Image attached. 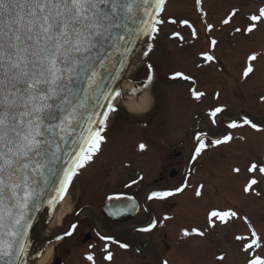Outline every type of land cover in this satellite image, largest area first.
<instances>
[{
  "label": "rangeland",
  "instance_id": "rangeland-1",
  "mask_svg": "<svg viewBox=\"0 0 264 264\" xmlns=\"http://www.w3.org/2000/svg\"><path fill=\"white\" fill-rule=\"evenodd\" d=\"M262 7L264 0H201L199 6L196 0H166L159 15V21L163 23L156 24L158 31L153 35V49L147 57L141 59L140 47H147L145 40L141 41L128 80L121 86L116 101L119 110L112 115L107 125L110 140L105 147L100 145L103 148L101 154L88 167L98 164L100 168H109L106 181L110 184L112 180L119 182L120 175L112 173L114 168H122L121 155L127 153L130 144L132 146L142 134L151 133L148 130L154 131L152 123L155 122L156 126L157 122H161L160 117H165V123L176 117L181 124L178 131L188 137L192 134L189 129L202 121L206 125L201 126V129H208L212 137L230 135L234 139L226 147L219 148L213 143L217 160L214 167L189 168V175L188 168L180 169L177 180L184 177L181 179L182 191L177 193V264H247L254 255L264 257V173H261L259 187L256 188L259 194L252 195L255 193L254 185L250 187L252 191H249L252 194L245 192L244 188L254 178L253 172H249V168H238V173L230 172V168L226 171L227 160H222L225 152H228L229 161H245V165L251 161V164L264 166V22L249 20L250 16L259 15ZM234 9L236 12L231 21L228 24L222 23ZM183 20H188L191 27L180 23ZM250 23H256V27L251 32L244 31ZM208 24L213 26L212 29L207 28ZM193 28L196 30L195 36L192 34ZM238 28L241 31H236ZM173 33H179V36ZM212 40L217 43H211L212 49L209 50L208 43ZM202 52H208L214 59L206 60ZM253 53L257 54V58L249 61L248 57ZM249 64L254 70L245 77L243 73ZM177 72L193 79L175 77ZM149 75L151 80L148 79ZM146 81L150 85L144 89ZM128 85L132 86L129 90ZM193 90L204 95L196 99ZM131 91L135 96L146 93L145 111L129 112L126 109L124 103L133 97L128 94ZM217 107L223 111L217 117H211L213 120L210 122L214 126L210 127L205 118H210V110ZM151 108L153 111L148 115L147 111ZM148 116L154 117V122ZM129 118H136V121L132 124ZM245 119L257 127L244 123ZM142 121L149 122L147 130L143 129ZM232 121H236V127L229 126ZM167 128L169 133L177 131V127ZM121 139L123 142L118 145ZM143 157L133 158L132 166L137 172L149 170L141 162ZM131 177L135 178L136 174L133 172ZM230 178L233 180L229 187ZM75 183L72 187L76 189L80 178ZM198 189L202 193L199 197L195 195ZM72 203V200L68 201L63 212ZM217 208L220 211H235L238 217L227 223L214 218L212 225L208 214ZM240 212L248 216L252 226L256 225L257 235L261 238L260 248L244 250V243L252 239V231L248 232L245 228ZM193 228L199 229L204 235H184V229L190 232ZM237 236L247 239L238 241ZM67 245L71 246L65 240L57 248L65 252ZM221 256L223 259H220ZM51 260L49 255L41 264H50ZM79 260L80 254L74 261ZM71 263L70 258L64 259V264Z\"/></svg>",
  "mask_w": 264,
  "mask_h": 264
},
{
  "label": "snow or ice",
  "instance_id": "snow-or-ice-1",
  "mask_svg": "<svg viewBox=\"0 0 264 264\" xmlns=\"http://www.w3.org/2000/svg\"><path fill=\"white\" fill-rule=\"evenodd\" d=\"M143 2L148 3V0ZM152 2L158 11L163 10L165 0ZM133 3L135 0H0V230L4 228V218L7 216V235L10 237L5 241L0 231V256H15L17 259L23 256L24 246L20 245L17 237L22 236L25 210L29 202L39 195L38 178H43L46 182L45 173L51 171L52 161L58 159L56 152L59 151V144L53 138L66 142L65 136L75 131V125L79 123L78 109L84 107L89 92H94V86L98 85V67H104L111 55L105 45L111 39L112 29L120 26L113 23V18L121 12L134 14L131 7ZM200 3L201 0H196L197 6ZM235 12L234 9L222 23L228 24ZM146 14H149L147 10ZM249 20L264 22V7L260 8L259 15H252ZM180 23L191 27L188 20ZM212 27L211 24L207 25L209 30ZM255 27L256 23H250L244 31L251 32ZM153 31L158 29L153 28ZM192 34L196 35L194 28ZM173 35L179 36V33ZM116 39L122 40L124 36L118 35ZM211 43L215 45L217 42L212 40ZM112 47L117 46L113 43ZM148 47L150 50L152 45ZM201 55L208 61L214 59L208 52H202ZM256 58V53L248 57L249 61ZM148 67L151 70V65ZM253 70L249 64L244 76L247 77ZM174 76L185 80L193 79L181 72ZM148 79H152L151 75ZM76 93L80 95L77 96ZM115 94L120 95L119 92ZM101 95L109 99L108 95ZM193 95L199 99L204 93L193 90ZM107 108L110 111L116 110L111 104ZM222 111V108L217 107L211 109L209 115L216 117ZM108 114V111L91 113L88 123L96 127H89L87 135L81 134L86 144L95 145L93 151H98L99 143L105 139L100 133L107 127ZM93 116L99 119H93ZM244 123L257 127L247 119ZM229 126L236 127V121H232ZM203 135L197 133L196 136L197 154L208 147L203 144ZM230 139L231 136L228 135L213 143L219 145ZM140 148H145V145L141 144ZM84 159L90 160L91 155H86ZM83 166V163L77 165L78 168ZM257 170L264 173V166L253 163L248 169L249 172ZM234 171L239 172V169ZM69 173L75 174L71 167L65 174L70 183ZM256 183L257 180L253 178L244 191H249ZM62 187L66 188V184L62 183ZM180 191L182 188L179 187L172 191H153L149 198L165 199ZM201 194L199 189L195 193L198 197ZM208 215L209 223L214 225V218L227 223L237 213L230 209H214ZM155 224L153 221L148 228L142 230L148 231ZM251 227L249 224V228ZM193 233L204 235L197 228L190 232L184 229L185 236ZM251 237L243 245L245 251L261 247V238L254 229ZM236 239L245 241L247 238L237 236ZM120 246L128 247L126 244ZM111 258L112 253L109 252L105 259ZM87 259L95 264L91 254L87 255ZM247 264H264V257L254 255Z\"/></svg>",
  "mask_w": 264,
  "mask_h": 264
},
{
  "label": "flooded vegetation",
  "instance_id": "flooded-vegetation-1",
  "mask_svg": "<svg viewBox=\"0 0 264 264\" xmlns=\"http://www.w3.org/2000/svg\"><path fill=\"white\" fill-rule=\"evenodd\" d=\"M122 98L124 97L122 96ZM114 108L116 110L113 111V114L119 110L117 104ZM152 111L153 108L148 110L147 114L149 115ZM149 118L154 122V117ZM163 119L165 117H160L161 122H157L156 126L155 122L152 123L154 131L148 130L151 133L142 134V137L135 140L132 146L130 144V150L121 155L123 157L120 159L123 161L122 168L120 170L114 168L112 173V175H120L119 182L112 180V184H110L106 181L110 172L109 168H100L98 164L92 168H85L89 164H93L101 154L103 148L101 149L100 145L104 146L110 140L107 136L109 124L105 129L104 141L99 143V150L93 151L95 145H90L86 155L89 153L91 159L83 160L84 166L79 168L74 176L77 178L72 179L59 203L62 205L65 200V206L68 201L72 200V206L65 211L66 214L62 217L60 224L47 231L46 238L50 241L45 242L41 254L47 247L52 246L50 264H64V259L67 258H70L71 264H93V261L87 259L89 254L93 256L95 264H165V262L166 264H177L178 192H174L172 196L165 199L149 198V196L153 191H172L178 187L181 188V179L184 176L177 180L181 168H188L187 175H189V168H211L212 165L214 167V164L217 163L213 146L215 137L211 136L208 129H201V126L206 125L201 123L202 121L195 123L189 129L192 134L188 137L178 131L181 124L176 117L170 118L167 123ZM128 120H132L133 124L136 118ZM211 120H213L211 117L205 118L206 123L213 127ZM140 123L143 129L149 128V122L142 121ZM169 126L177 127V131L169 133L167 128ZM197 133L204 134L201 139L204 145H208L199 154L196 153ZM233 141L234 139H231L218 146L219 148L226 147ZM122 142L123 139L118 142V145ZM141 144H144L145 148L141 149ZM142 155L144 157L141 162L149 169L147 172H137L132 166L133 158L137 156L140 158ZM228 157L229 153L225 152L222 160H227L225 162L226 171L227 168H230V172H232L234 169L249 168L252 165L251 161L245 165V161L244 163L229 161ZM234 162L236 164H232ZM133 172L136 174L135 178L131 177ZM234 173L238 172L234 171ZM253 174L254 179L257 180L253 187L255 193H248L256 195L259 194L256 192V188L259 187L260 174L258 170ZM150 177H152L151 180H149ZM78 178H80V184L75 189L72 186L76 184L75 181ZM232 180L230 178L229 187L232 185ZM132 181H136V183H132ZM111 196L122 197L121 205L116 204L115 208L112 207L120 219H112L104 213L105 202ZM135 205L137 211L133 215ZM235 206L237 208L236 202ZM239 214L247 231L254 229L257 233L256 225L249 228L251 223L248 216L241 212ZM153 221L156 222L155 227L148 231L142 230L148 228ZM69 232L71 235H66ZM65 240L71 246L67 245L65 252L59 251L57 246ZM51 241L53 242L49 245ZM121 244H126L128 247L123 248L120 246ZM109 252L112 253L110 260L105 259ZM78 254H80V260L75 262Z\"/></svg>",
  "mask_w": 264,
  "mask_h": 264
},
{
  "label": "water",
  "instance_id": "water-1",
  "mask_svg": "<svg viewBox=\"0 0 264 264\" xmlns=\"http://www.w3.org/2000/svg\"><path fill=\"white\" fill-rule=\"evenodd\" d=\"M134 14L129 15L121 12L117 17L113 18V23L120 25L112 29V36L105 47L111 52V55L104 63V67H98L99 75L97 77L98 85L94 86V92H89L88 99L84 102V107L79 108L77 119L78 124L75 125V131H71L65 136V141L53 138L55 143L59 144V151L56 152L58 159L52 161L50 172H46L47 181L43 178L40 180L38 188L39 195L29 202L28 208L25 210V221L22 229V236L17 237L20 245L24 246V254L17 259L15 256H0V264H30L40 253V246L50 239L45 238V232L56 205L66 188L62 187V183L68 186L69 182L65 178L69 167L73 172L76 169L81 155L83 154L86 143L82 138V133L87 135V129L96 125H89L88 118L93 112L103 113L107 111V106L111 103L113 96L117 92L121 81L126 75L133 61V57L142 41V38L150 25L153 15L157 12V7L148 0H135L131 5ZM146 10L147 13L146 14ZM118 35L124 36V39L117 40ZM115 43L117 47H112ZM109 96L105 99L104 95ZM79 96V93H76ZM72 99V97H70ZM75 103V100H73ZM98 120L99 117L93 116ZM81 149H84L83 151ZM55 150V149H53ZM71 175V173H69ZM72 177V175H71ZM122 203L121 197H110L106 201L103 210L104 213L112 219H120V216L112 210L115 205ZM5 241L10 237L7 235L8 218H4V228L2 230Z\"/></svg>",
  "mask_w": 264,
  "mask_h": 264
},
{
  "label": "bare ground",
  "instance_id": "bare-ground-1",
  "mask_svg": "<svg viewBox=\"0 0 264 264\" xmlns=\"http://www.w3.org/2000/svg\"><path fill=\"white\" fill-rule=\"evenodd\" d=\"M132 64H133V62L131 63L130 69L133 67ZM124 82L125 81H123V83ZM123 83H121V84L124 85ZM130 87H131V85H128L127 86V89L129 90ZM146 101H147L146 100V93L145 92H142L139 95H136V96H133V97H129L128 100H127V102L124 103V106L126 107V109L129 112H142V111H144L146 109ZM90 165L91 164H89L85 168H88ZM76 178L77 177H75L74 180ZM64 201L62 202V205L61 204L58 205V207H57V209L55 211V214L52 217L53 219L49 223V228L48 229H50L51 227L53 228V227L59 225L60 222H61V220H62V217L64 216V214H66L65 212H63L64 203H65ZM51 250H52V246L47 247L45 249V251L43 252V254H41L40 257H38L37 259H35L31 264H41V262L45 261V259L48 258V256L51 253Z\"/></svg>",
  "mask_w": 264,
  "mask_h": 264
}]
</instances>
